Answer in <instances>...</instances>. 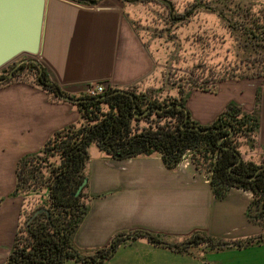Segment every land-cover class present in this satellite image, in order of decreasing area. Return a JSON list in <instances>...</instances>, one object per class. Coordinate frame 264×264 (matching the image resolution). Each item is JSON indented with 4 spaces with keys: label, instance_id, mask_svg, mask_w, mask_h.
I'll return each mask as SVG.
<instances>
[{
    "label": "crops",
    "instance_id": "crops-1",
    "mask_svg": "<svg viewBox=\"0 0 264 264\" xmlns=\"http://www.w3.org/2000/svg\"><path fill=\"white\" fill-rule=\"evenodd\" d=\"M86 4L48 0L41 52L36 58L50 80L75 97L85 94L88 85L96 81L120 90L147 92L144 84L151 85L149 80L159 63L139 27V10L130 11L124 0ZM25 74L0 84V143L8 150H18L12 160V189L0 204V264L9 257L26 213V197L13 193L19 160L27 154L41 153L56 131L83 120L75 103L55 97ZM258 88L262 90L260 128L253 142L242 139L239 150L243 160L261 163L264 83L255 85V95ZM229 89L223 86L218 93L190 90L188 109L192 117L207 125L230 103L248 112L254 109L256 99L252 106L231 98L217 100ZM196 93L205 95L198 105L192 100ZM93 146L98 145L88 147L90 156L85 167L88 212L75 237L81 249L103 247L119 233L134 230L168 234L178 243L200 232L227 244L217 250L199 246L190 252H178L140 238L122 243L104 262L68 260L64 264H264V241L248 245L250 238L257 239L263 233L261 225L248 215L251 190L234 187L226 198L218 199L209 179L190 157L170 169L160 153L117 159ZM51 160L59 163L60 159L56 156ZM38 192L39 202L44 204L48 190ZM32 195L27 196L33 199ZM238 241L244 243L231 245Z\"/></svg>",
    "mask_w": 264,
    "mask_h": 264
},
{
    "label": "trees",
    "instance_id": "trees-1",
    "mask_svg": "<svg viewBox=\"0 0 264 264\" xmlns=\"http://www.w3.org/2000/svg\"><path fill=\"white\" fill-rule=\"evenodd\" d=\"M216 1L217 5L224 3L227 9L230 4L240 8V3L249 2L248 8L242 6L250 13L244 16L248 21L241 23L238 20L239 25L235 26L225 8L214 7L206 2H197L179 16L171 11L169 17L176 22L183 21L195 13L196 7L215 11L231 28L244 30L260 47L253 48L258 61L249 62L250 53H253L250 50L246 58L244 56L241 59L242 64L247 66L241 68L244 73L239 78L264 79V4L253 0ZM26 69L38 70V83L55 97H58V90L69 95L50 80L45 68L40 71L38 64L33 62L20 65L13 77L20 76ZM185 79L188 80L184 84L176 85L173 82L179 95L164 101L149 92L138 93L135 88L120 90L113 86L100 96H73L80 99L75 104L81 112L82 122L56 131L45 143L41 153L27 154L18 162L13 193L27 197L32 192L47 189L48 195L45 203L35 207L27 215L25 224L20 225L13 249L2 264H64L68 260L82 261L89 256L93 259L86 262H104L114 255L122 243L140 238L164 244L178 252H190L199 246L217 250L227 244L200 232L178 243L170 240L168 234L134 230L119 233L103 247L81 249L75 237L88 212L86 199L89 195L84 189L79 194L76 192L87 178L85 167L89 159L88 147L92 143H96L108 156L117 159L160 153L170 169L176 168L187 155L198 171L209 179L218 199L226 198L234 187L251 190L253 199L248 215L261 225L263 233L257 239L250 238L248 245L264 241V161L257 163L243 160L239 150L242 139L253 142L260 128L261 88L257 89L252 111H245L241 105L230 103L214 122L204 125L195 120L188 109V95L193 83L188 77ZM224 79L221 76L216 80L221 82ZM209 83V80H205L195 88L218 93L217 83L213 86ZM153 116H156L154 122L151 120ZM142 119L150 124L142 129L135 127L134 120ZM197 127L212 129L201 131ZM56 156L60 159L59 163L51 160V157ZM2 201L3 198L0 203ZM38 208L47 211L38 213L28 223ZM237 243L242 245L244 242ZM99 257L100 260L97 259Z\"/></svg>",
    "mask_w": 264,
    "mask_h": 264
},
{
    "label": "rangeland",
    "instance_id": "rangeland-1",
    "mask_svg": "<svg viewBox=\"0 0 264 264\" xmlns=\"http://www.w3.org/2000/svg\"><path fill=\"white\" fill-rule=\"evenodd\" d=\"M71 1L86 4V2L78 0ZM170 1L172 8L168 2L162 0H137L134 3L125 1V6L130 11L139 10H137L141 15L140 17L138 16L139 27L143 28L144 39L152 51H154V55L157 56L159 63L156 72L149 80L151 85L144 84L146 91L151 95L159 97L160 101L168 100L171 97L179 95L178 89L174 86L179 85V83L184 84L188 80L185 78L188 77L193 83L192 90L196 89L195 87L198 83L201 84L205 80H209L210 86L217 83L216 86L219 90H222L223 86L232 88L225 91L217 100L221 99L224 101L231 98L242 101L247 106H252L255 100V85L257 86L258 82L264 83V79L257 77H239L244 73L241 68L247 66L245 63L242 64L241 59L243 60L244 56L246 58L248 50L253 51V48H260L255 44V39L250 37L242 29L231 28L224 18L215 11H211L205 7H196L197 10L195 13L183 21L176 22L169 17L171 11L179 16L185 14L189 8H193L197 2H201L202 4L206 2L211 3L214 7L222 6L225 8L228 11V16L233 18L232 22H235L234 24L237 26L239 25L237 23L238 20L241 23L248 21L244 19V16L250 13L242 6L248 8L249 2L240 3L241 10L236 4H230L227 9L224 3L217 5L216 0ZM253 1L264 4V0ZM88 3L86 5H89ZM256 56L257 54L254 51L250 53L249 62L258 61ZM24 57L26 55H21L6 67L12 69L16 62ZM38 67L40 71L43 68L39 60ZM25 72V77L32 78L34 82L39 84L38 70L32 71L26 69ZM221 76L225 77V79L218 82L216 79ZM13 78L15 77H7L0 84H5V82ZM237 83L239 84L236 85ZM159 88L162 89L159 91ZM204 96V94L196 93L192 100L198 105L203 102ZM58 98L60 97L58 96ZM155 118L156 116L151 118L152 122L155 121ZM133 124L135 127L142 129L147 127L150 122L142 119L134 120ZM4 146L3 143H0V199L4 198V195L8 194L9 190L12 189V160L17 156L18 152V150L13 148L8 150V147L6 148ZM93 148L96 150L100 149L98 146H93ZM187 157L189 158V156ZM4 176L7 177L5 180L3 179ZM38 194L40 192L34 193V196L30 194L33 196V199H30L32 197L29 196L26 197V213L22 217L20 225L25 224L27 215L35 207L43 204L39 202L40 196Z\"/></svg>",
    "mask_w": 264,
    "mask_h": 264
},
{
    "label": "water",
    "instance_id": "water-1",
    "mask_svg": "<svg viewBox=\"0 0 264 264\" xmlns=\"http://www.w3.org/2000/svg\"><path fill=\"white\" fill-rule=\"evenodd\" d=\"M87 1L91 4H97V0ZM124 1L131 3L136 0ZM163 1L168 2L172 8L170 0ZM47 4L48 0H0V70L7 75L4 78H0V82H4L7 77L13 76L15 70L24 63L33 62L38 64V60L35 57L41 52ZM21 55H26V57L16 62L13 69L9 71L6 66ZM57 94L60 98L69 102H78L80 100L79 98L65 95L59 90ZM197 128L201 131L212 129L210 127L206 129ZM86 183L87 178L79 186L76 194L82 192ZM42 211L47 210L38 208L29 218L28 223ZM231 245L241 246L236 243H231ZM88 259L92 260L90 257L83 259V261Z\"/></svg>",
    "mask_w": 264,
    "mask_h": 264
},
{
    "label": "built area",
    "instance_id": "built-area-1",
    "mask_svg": "<svg viewBox=\"0 0 264 264\" xmlns=\"http://www.w3.org/2000/svg\"><path fill=\"white\" fill-rule=\"evenodd\" d=\"M109 87H112V85L107 84L104 81H96L88 85L85 95L100 96V95H103L108 90ZM186 157L187 155L184 156V158Z\"/></svg>",
    "mask_w": 264,
    "mask_h": 264
},
{
    "label": "flooded vegetation",
    "instance_id": "flooded-vegetation-1",
    "mask_svg": "<svg viewBox=\"0 0 264 264\" xmlns=\"http://www.w3.org/2000/svg\"><path fill=\"white\" fill-rule=\"evenodd\" d=\"M8 69H9V68H8ZM12 69H13V68H12ZM12 69H9V71L12 70ZM16 71H17V69L15 70V72H16ZM15 72H14V73H15ZM6 76H7V75H6V74H3L2 72L0 73V78H2V77L4 78V77H6ZM90 257H91V256H89L88 258H90ZM91 258L93 259V257H91ZM97 259L100 260V257L97 258ZM86 261H91V260L88 259V260H86ZM86 261H85V262H86Z\"/></svg>",
    "mask_w": 264,
    "mask_h": 264
}]
</instances>
